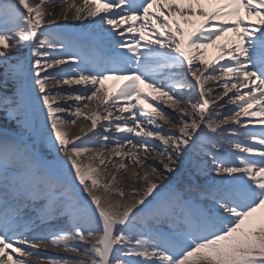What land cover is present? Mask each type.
<instances>
[{"label":"snow or ice","instance_id":"obj_1","mask_svg":"<svg viewBox=\"0 0 264 264\" xmlns=\"http://www.w3.org/2000/svg\"><path fill=\"white\" fill-rule=\"evenodd\" d=\"M0 113V264H264V0H2Z\"/></svg>","mask_w":264,"mask_h":264},{"label":"bare ground","instance_id":"obj_2","mask_svg":"<svg viewBox=\"0 0 264 264\" xmlns=\"http://www.w3.org/2000/svg\"><path fill=\"white\" fill-rule=\"evenodd\" d=\"M62 8H63V5H57V7L49 8V10L50 11H55V12H57L59 14V12L62 10ZM57 22L58 23H62V24H66V25H71V26H74V27H77V28H80L82 25L86 26L89 23V21H87V20L83 21V22L74 21V20L71 19V17H69V19L67 21H63V20H59L58 19ZM137 26H139V22H138ZM105 27H108V26H105ZM132 35L133 34L126 33L125 34V38H131ZM116 38L117 39H121L119 36H117ZM137 38H138V36H137ZM62 68H64V67H62ZM49 71H51V70H49ZM208 86L209 85H206V87H208ZM62 87H63V91L64 92L71 91L69 86H62ZM72 87H78V86H72ZM242 91H244V90H242ZM229 95H231V93ZM149 99H151V97ZM60 102L64 103L63 101H60ZM82 103H88L89 104L88 109H83L82 108V111H84L86 114L90 113L91 111L96 110L97 102H95V101L94 102L83 101ZM153 103H159L163 110H165L167 113H169V115L171 117L175 118L176 121H179L180 116L177 114V111H174L172 108H170L167 105L163 104L162 101H153ZM68 104H73V101L69 100ZM180 107H183V105H181ZM231 107H232V105H226L225 108H217L215 110H218L220 112H225V111H227L228 108H231ZM73 108H74V105H73ZM58 115H60L61 118H64V119H76V124L75 125H68L67 126L69 134L70 133L74 134L76 132L81 131L85 123L90 124V121L84 120L83 117H80L79 119H77L76 117L70 116L68 112H65V113H62V114H58ZM242 119H250V118L248 117V118H242ZM104 123H106V122H104ZM158 123L162 126V130L164 132H177L178 131L176 128H174L172 126V123H170V122L158 121ZM0 125H8V126H10L9 122L3 118V114L2 113H0ZM11 125H14V123L11 124ZM97 131L100 132V133H103V128H98ZM111 135L112 136H117V135H123V134H116L114 132V133H111ZM92 139L95 141L96 145H98L100 143L99 136L93 137ZM140 139H145V138L144 137H140ZM147 139H149L152 143H154L156 145H160V142L157 141V140H154V139H151V138H147ZM93 146L94 145H89V147H93ZM113 147H115V143H114V141H110L109 145H108V149L105 150L102 158L110 156L111 155L110 149L113 148ZM160 147H163V145H160ZM39 148L42 150V154L47 155L46 147H44L43 145H39ZM60 155H61V157L64 156L63 153H60ZM92 155H93V153H85L84 156L81 157V159L84 160L85 162H88V157H90ZM138 155L139 156H144L145 153L140 152V153H138ZM154 158H155V154L154 153L150 154L149 158L146 161V164L144 166L134 165L130 160H127L126 157L113 158L110 161L111 164H119L122 161H127L126 169L123 170V171H118L116 167L110 166V167H108V168H106V169H104V170H102L100 172V178L102 180L106 181L108 179H111V177L113 175H115L117 179H116V183L113 185V187L122 189L123 192H124L125 197L128 198L129 197V193L131 191V188L129 187V185H131V187L136 188L137 190L140 189L139 180L136 177L132 176V172L133 171H139V172L143 173L146 170L147 165L153 163V159ZM204 159L208 161L209 166H210V159L208 157H204ZM92 163H98V161H93ZM156 165L157 166L159 165L158 158L156 159ZM149 179H154V177H149ZM112 199H113V201H118L121 204H123L125 202L124 200H121L119 196H113ZM41 246L43 248H46V249L50 250V251H47V253L45 251H41V254L44 255V256H62V255H60V253L53 252V250H59L60 248H53L50 245H46V244H42ZM62 257H66V258H69V259H80V257L76 256L75 254H72L71 252H70V254H68V256H62ZM28 260H29V264H40L39 259L29 258Z\"/></svg>","mask_w":264,"mask_h":264}]
</instances>
